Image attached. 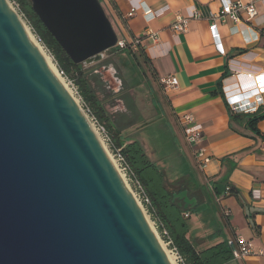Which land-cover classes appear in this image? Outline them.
I'll return each mask as SVG.
<instances>
[{
	"label": "water",
	"instance_id": "1",
	"mask_svg": "<svg viewBox=\"0 0 264 264\" xmlns=\"http://www.w3.org/2000/svg\"><path fill=\"white\" fill-rule=\"evenodd\" d=\"M30 1L75 64H99L118 42L100 0ZM176 199L185 209L196 202L186 191ZM0 264H171L7 0H0Z\"/></svg>",
	"mask_w": 264,
	"mask_h": 264
},
{
	"label": "crops",
	"instance_id": "2",
	"mask_svg": "<svg viewBox=\"0 0 264 264\" xmlns=\"http://www.w3.org/2000/svg\"><path fill=\"white\" fill-rule=\"evenodd\" d=\"M100 1L119 37L129 42L140 39L136 55L141 66L130 57L146 76L137 74V78L147 83L152 115H161L180 147L182 164L187 166L173 177L161 170L171 185L173 201L175 194L184 191L196 200L188 209L183 199L174 201L190 215L186 238L197 251L238 237L263 249L264 120L256 124V133L249 126L254 115L234 113L227 98L236 89L255 87L246 78L248 74L264 73V1H257L258 15L252 21L241 13L239 22L227 18L219 23L220 49L211 30V15L220 13V0ZM133 5L139 10L128 17ZM145 10H151L153 18H147ZM178 17L188 19V26L186 32L175 34ZM170 76L178 79L175 89L162 83ZM262 112L264 109L257 114ZM188 115L203 127L198 145L191 146L185 139L180 119ZM196 150H204L212 158L205 171L195 157ZM211 211L222 225L219 230L204 224L205 214ZM232 264H264V257L252 255Z\"/></svg>",
	"mask_w": 264,
	"mask_h": 264
},
{
	"label": "trees",
	"instance_id": "3",
	"mask_svg": "<svg viewBox=\"0 0 264 264\" xmlns=\"http://www.w3.org/2000/svg\"><path fill=\"white\" fill-rule=\"evenodd\" d=\"M13 1L18 4L19 12L24 16L33 32L45 44L57 68L77 82L84 100L89 104L99 121L106 125L113 139L114 148L121 149L131 171L136 179L141 182L150 198L151 204L147 206L148 211L155 221H159L162 224V227L158 226L160 233L162 228L169 232L174 246L185 258L187 264H232L233 247L229 246L227 242L217 244L203 251H197L192 241L186 238L188 219L184 217V214L187 213V210L181 209L176 202H173V192L171 185L166 180L165 173L149 158L142 144L136 140L123 139L122 132L118 129V124H122L124 121L131 122L133 117L127 114L112 115L108 112L105 103L99 98L98 94L100 92L105 94L102 82L93 85L90 80L91 76L99 74L90 70L93 68H86L84 65L72 62L37 16L30 0ZM123 51L128 52L135 62L138 61L136 53L130 48ZM137 63L141 66L139 61ZM143 74L145 75V72ZM262 120H264V112L249 119L250 128L258 134L256 124Z\"/></svg>",
	"mask_w": 264,
	"mask_h": 264
},
{
	"label": "built area",
	"instance_id": "4",
	"mask_svg": "<svg viewBox=\"0 0 264 264\" xmlns=\"http://www.w3.org/2000/svg\"><path fill=\"white\" fill-rule=\"evenodd\" d=\"M10 1L19 10L18 4L14 2L13 0H7V2H10ZM257 1L263 2L264 0H249V2H247L246 4L243 3L242 0H220L221 5H222L220 13L217 15H211V19H212L211 30H212L213 37H214L217 48L220 49V45H221L220 35L218 31L219 23L225 22L227 18H230L234 20L235 22H239L241 20L240 19L241 13L245 14L246 19L248 21L254 20L258 15V12L256 9ZM138 10H139V6L133 5L128 14V17H133L137 13ZM144 14L147 18L148 17L153 18V13L151 10H145ZM196 15L200 16V14H196ZM19 17L23 21V23L26 25L28 30L32 33V35L37 40V42H39V44L51 56L50 52L45 47V44L43 43V41L33 32L32 28L28 25V23L24 19V16L20 13ZM187 26H188V19L178 17L177 22L173 26L175 34L186 32ZM140 44H141V41L138 38L129 42L126 39L119 37L116 46L110 51H114L118 53L125 49L130 48L133 52L136 53L140 49L139 48ZM58 71H59L60 76L66 82V85L69 91L72 93L74 98L78 101V105L81 111L83 112V114L85 115V117L87 118L92 129L99 135V138L101 139L104 146L105 144L110 146L112 153L114 154V157L116 158L115 162H118L119 164V167L116 164V167L119 170V172H124V174L129 177V179L134 184L136 191L141 197L142 202L146 206H149L151 204L150 198L146 194L145 189L143 185L141 184V182H139V180L136 179L135 175L131 171V168L129 164L127 163L121 149L114 148L113 139L111 135L109 134L106 125L99 121V119L93 113V110L91 109L89 104L84 100L81 90L78 84L76 83V81L70 76H68L65 72L60 71L59 69ZM246 78L249 80H253L255 83V87L249 90H242L240 88L236 89L237 93L228 96L227 98L228 104L234 113H238V114L241 113L245 115H255L261 109H264V73H261L257 76L253 74H248ZM162 83L167 89H175L178 87V84H179L178 79L175 76H170L168 78L163 79ZM180 124L183 127V133H184L187 143L191 146L198 145L203 138L202 125L197 124L192 115L182 117L180 119ZM195 157L198 160L201 166V169L203 171H205L207 167L210 165V163L212 162V158L206 156L204 150H196ZM184 217L188 219L190 215L187 213L184 215ZM156 223H157V227L158 226L162 227V224L159 221H156ZM161 235L166 240V244L171 249V252L174 254L176 258V263L177 264H187L185 258L179 253L178 249L174 246L173 240L171 239L169 232L165 228H162ZM228 245L233 247V250H232L233 261H238V260L244 259L252 255L264 257V248L255 249L252 242L242 237H238L235 241L228 243Z\"/></svg>",
	"mask_w": 264,
	"mask_h": 264
},
{
	"label": "rangeland",
	"instance_id": "5",
	"mask_svg": "<svg viewBox=\"0 0 264 264\" xmlns=\"http://www.w3.org/2000/svg\"><path fill=\"white\" fill-rule=\"evenodd\" d=\"M9 3L20 16V12L17 7L13 5L11 1ZM111 22L118 34V29L116 28L114 22L112 20ZM119 36L120 35L118 34V37ZM120 38L123 37L121 36ZM135 66V62L129 56L128 52L123 51L116 53L114 51H108L103 54L102 61L99 64L86 68H93L90 70L99 74L97 76L95 75L90 77L93 85H96L98 82L106 83V87L111 94V98H106L105 94L101 92L98 94L99 98L105 103L112 115H117L115 110H133L134 117L131 122L124 121V123L118 124V129L122 132L123 139H138V141H140L149 153L151 157L150 159L158 165L160 170H166L169 177L176 176L186 171L187 167H185V164H182L179 154L180 147L178 143H176L169 127H165V123L161 115L153 117V111L151 107H149L148 103L150 98L148 96V85L146 82L141 81L142 79L137 78V74H142L144 69L141 68V71L138 66H136V68ZM105 148L115 162L116 158L114 157L110 146L105 144ZM116 164L119 167L118 162H115V165ZM120 173L123 175V179L125 180L127 186L147 216L149 222L159 237L161 244L167 251L171 252V249L166 244V240L162 237L160 230L157 227L156 221L149 213L148 207L142 202L134 184L129 177L124 174V172ZM210 209L212 210V206ZM204 224H207V226L212 225V229L217 228L216 230H219V227L222 228V225L218 223L217 220H214L212 211L205 214Z\"/></svg>",
	"mask_w": 264,
	"mask_h": 264
},
{
	"label": "bare ground",
	"instance_id": "6",
	"mask_svg": "<svg viewBox=\"0 0 264 264\" xmlns=\"http://www.w3.org/2000/svg\"><path fill=\"white\" fill-rule=\"evenodd\" d=\"M9 3V2H8ZM10 5V4H9ZM11 6V5H10ZM12 7V6H11ZM13 8V7H12ZM14 9V8H13ZM25 25V24H24ZM26 27V25H25ZM27 32L29 34V36L31 37V39L33 40V42L35 43L38 51L41 53V55L43 56V58L45 59V61L47 62V64L49 65V67L51 68V70L53 71V73L59 78V80L61 81V83L65 86V88L67 89V91L71 94V96L73 97V99L75 100L76 104L78 105V101L74 98V96L72 95V93L69 91L66 82L63 80V78L60 76L58 68L53 60V58L47 53V51L39 44V42H37V40L34 38V36L32 35V33L28 30V28L26 27ZM79 106V105H78ZM95 132V131H94ZM95 134L97 135V137L99 138V135L95 132ZM99 140L101 141V139L99 138ZM102 143V141H101ZM103 144V143H102ZM104 146V144H103ZM105 147V146H104ZM121 174V173H120ZM122 178L123 175L121 174ZM163 248L165 249V247L163 246ZM167 256L171 262V264H176V258L174 256V254L170 251H167L165 249Z\"/></svg>",
	"mask_w": 264,
	"mask_h": 264
},
{
	"label": "flooded vegetation",
	"instance_id": "7",
	"mask_svg": "<svg viewBox=\"0 0 264 264\" xmlns=\"http://www.w3.org/2000/svg\"><path fill=\"white\" fill-rule=\"evenodd\" d=\"M142 73H143V71H142ZM103 84V89L105 90V94L107 95L106 97L107 98H111V94H110V92L108 91V89H107V85H106V83H102ZM115 103V102H114ZM128 108V107H127ZM115 110V109H114ZM115 112L117 113V115H120V114H127L128 116H131V117H134V113H133V110L131 109H128L127 111H117V110H115Z\"/></svg>",
	"mask_w": 264,
	"mask_h": 264
}]
</instances>
